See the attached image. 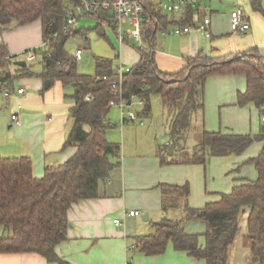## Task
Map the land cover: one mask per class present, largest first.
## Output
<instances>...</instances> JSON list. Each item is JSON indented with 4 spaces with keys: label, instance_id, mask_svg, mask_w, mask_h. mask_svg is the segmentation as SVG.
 <instances>
[{
    "label": "trees",
    "instance_id": "1",
    "mask_svg": "<svg viewBox=\"0 0 264 264\" xmlns=\"http://www.w3.org/2000/svg\"><path fill=\"white\" fill-rule=\"evenodd\" d=\"M77 0H0V29L41 19L44 48L34 49L43 69L35 73L29 66L19 67L23 75H38L43 79V91L61 81L74 89L75 104L71 108L73 125L64 148H77L66 162L49 166L42 177L33 173L29 156L0 155V225L8 234L0 238L1 252H37L50 262H61L57 245L68 238V212L73 204L99 196L100 181L110 177L121 162V145L107 138V130L114 127L108 118L110 101L115 97L111 86L117 79V68L109 58H96L94 74L79 73L77 59L67 50V42L75 35H86L89 30L74 29L66 24L70 5ZM254 10L264 16V0H250ZM197 9H189L178 24H189ZM95 30L105 36L104 25L116 33V22L110 10L100 11ZM173 21V20H172ZM171 21V22H172ZM174 22V21H173ZM169 24L168 14L150 7L144 21V40L155 45L159 25ZM117 35V33H116ZM140 60L123 75L122 97L143 100L138 115L151 111L153 95L164 99L168 113L171 151L184 149L182 140L192 129L194 115L204 108L203 87L213 74H244L247 88L238 95V104L253 102L260 109L262 125L258 134L222 133L204 130L200 142L187 162L206 163L209 156L243 153L253 142L263 146L252 161L257 170L255 179H245L230 192L209 201L201 208L190 206L189 185H164V211L181 206L179 218L162 217L155 223V231L134 236L136 247L146 255L162 254L170 242L175 249L203 258L207 264H228L230 249L240 232V216L247 215V232L251 251L258 264H264V56L256 48L240 56L212 59L203 54L189 58L177 73L159 70L154 51L139 49ZM16 57L10 56L0 43V80L6 83L15 74L6 69ZM107 76L108 79H103ZM3 88L2 84L0 89ZM89 97V99L87 98ZM189 158V159H188ZM183 200V201H182ZM200 220L206 224L204 233H189L186 222ZM201 236L205 244L200 245Z\"/></svg>",
    "mask_w": 264,
    "mask_h": 264
},
{
    "label": "crops",
    "instance_id": "2",
    "mask_svg": "<svg viewBox=\"0 0 264 264\" xmlns=\"http://www.w3.org/2000/svg\"><path fill=\"white\" fill-rule=\"evenodd\" d=\"M199 2L200 7L193 21L209 15L212 19L211 37H206L198 29L189 33H173V28L182 25L178 22L186 12H165L168 14L169 24L164 26L160 23L158 31H161L162 36L172 33L177 37L174 43L168 40L159 43L157 38L155 39L154 56L159 70L177 73L183 69L189 58L199 54L217 59L229 55L240 56L256 48L264 56V16L252 8L250 0ZM237 7L245 10V18L250 23V29L245 32L236 33L231 30V12ZM247 7L249 11L246 10ZM105 26L108 25H104V30ZM88 32L82 35L84 39H87ZM75 36L67 42L69 52V45L75 40ZM0 43L5 45L10 56L16 57L6 67L11 74H15L14 78L6 83L0 80V86H3L0 91H3L6 98L7 108L5 113L0 114V128L3 124L9 127V130L2 129L0 133V155L31 157L34 175L42 177L47 167L63 164L77 150L75 146L64 148L73 125L71 108L75 104L72 96L74 89L57 81L50 89L43 91V79L38 75H23L15 63L16 60H25L28 51L45 47L41 19L6 31L0 29ZM81 46L78 44L77 48ZM119 46V57H126L131 66L140 60L139 48L132 47L129 40L122 45L119 43ZM82 47L87 50L85 46ZM25 58L27 59V56ZM29 67L35 73H40L43 69V66L39 70ZM19 87L25 88L24 94L15 92ZM246 88L247 79L244 74L224 73L208 76L203 87L204 108L194 115L192 129L182 140L187 157L191 156L200 142L192 148L187 146L189 136L195 129L200 131L201 135L204 130L254 135L260 132L263 119L260 109L253 102L238 104V95ZM7 89L13 91L10 96L5 95ZM13 113L19 114V123L12 122ZM122 125L121 121V142L112 134L111 130L115 127L108 129L106 133L109 140L121 145L119 166L113 169L109 178L100 181L98 197L75 203L68 212V238L56 247L62 261L50 262L37 252L0 251V264H207L203 258L175 249L172 242L164 253L146 255L136 247L134 236L153 233L155 223L164 216L179 218L184 214L181 206L164 211V185L188 184L190 206L201 208L209 201L218 200L221 193L230 192L233 186L242 180L255 179L257 170L250 160L258 155L263 142H253L241 154L212 155L207 158L206 163H193L181 158L182 152L170 151L166 147L167 144H158L156 137L148 133L149 131L135 135L124 130L126 123L123 127ZM114 126L117 124L114 123ZM213 157L228 160L225 161L227 166L222 173L229 171V179L221 185L211 186L212 182L209 181L205 166ZM246 162H250L254 168L242 170V165ZM130 210H138L140 214L128 215ZM116 219H121L120 225L115 223ZM143 222L149 223L145 225ZM199 223L204 224L205 229L204 225L199 227ZM185 226L189 233H204L206 230V224L200 220H190ZM239 233L231 246L228 264H258L251 251L248 232L244 229ZM7 234L8 230L0 225V238ZM204 244L205 237L201 236L200 245Z\"/></svg>",
    "mask_w": 264,
    "mask_h": 264
},
{
    "label": "rangeland",
    "instance_id": "3",
    "mask_svg": "<svg viewBox=\"0 0 264 264\" xmlns=\"http://www.w3.org/2000/svg\"><path fill=\"white\" fill-rule=\"evenodd\" d=\"M246 10L249 11V8L247 7ZM77 13L80 14L78 10H77ZM97 23H98L97 19H95L94 17L84 16L78 21L77 25L74 27V29L89 30L87 39H84L83 36L79 34L78 36H75V40H73L72 43L69 45L71 54L75 52L78 44L85 46L87 48V50L85 49L83 58L77 61V68H78L79 73L94 74L95 67H96V58L98 57H105V58L111 59L114 67H120L122 64L124 65V67H131V65L126 60V57H123L122 55L121 57H119V52L121 49L119 46L117 35L114 32V30L109 26H105L106 35L102 36L95 30ZM123 28L126 30L128 26L123 25ZM176 37L177 36L173 35L172 33L166 36H162L161 31H158L156 34V38L159 43H161L162 40H168L174 43ZM129 42L132 47H135L136 49L139 48L137 42H135L134 39H129ZM25 57L24 59L27 61ZM27 63L29 66L34 67L35 69H38V70L42 67L39 58H36V60L31 61V62L27 61ZM70 88L72 89L71 86ZM164 103L165 102L162 96L153 95L152 101H151L150 113L145 116H140L138 115V113L142 110L143 106L139 98L134 97L131 105H128L126 107V110L135 112L137 114L138 120L128 122L129 124L126 123L124 130H128V132H130L131 134L133 133L135 135L137 133H141L142 131L144 132L149 131L148 133H151L156 137V141L158 142V144L165 146L169 140V134H168L167 127H166L167 109L164 106L165 105ZM6 109H7L6 108V98L4 97L3 91H0V114L5 113ZM108 117L111 118L113 123L117 124V126H114L115 128L112 127L114 129L111 131L113 132L112 134L115 136L116 140L121 142L122 136H123L122 130L120 128L121 109L119 107L112 106L108 113ZM140 121H143V124ZM123 126L124 124L122 125V127ZM2 129L9 130V127L8 125L3 124L2 127L0 128V133ZM200 140H201V133L200 131L195 129L192 131L191 135L189 136V139L187 141V146L189 148H192ZM181 148L179 149V151L182 152V154H187V152ZM230 155H236V154L233 153ZM225 161H228V160H226V158L221 159L219 157H213L212 159H210L209 162H207L205 167L207 168V171L209 174V181L210 183L212 182L211 186L221 185L224 182L228 181L229 174L227 172L229 171H226V172L224 171V173H222L224 170V167L227 166L225 165ZM250 167L254 168V166L250 162L249 163L246 162L242 165V170L245 171ZM231 174L232 173H230V175ZM143 223L145 224L149 222H143ZM197 225L201 227L204 224L199 223ZM147 227H149V225H147ZM240 227L242 228V231H244V229H246L247 231V228H246L247 227V215L246 214H242L240 216ZM204 229H205V225H204ZM242 231L239 234H241Z\"/></svg>",
    "mask_w": 264,
    "mask_h": 264
},
{
    "label": "built area",
    "instance_id": "4",
    "mask_svg": "<svg viewBox=\"0 0 264 264\" xmlns=\"http://www.w3.org/2000/svg\"><path fill=\"white\" fill-rule=\"evenodd\" d=\"M200 0H77L76 3L68 10L66 24L73 28L77 25L78 21L84 16L96 17L102 10H110L116 22V33L119 43L122 45L129 39H134L137 42L139 49L155 51L154 46L148 45L144 40V21L150 7L157 11L168 13H181L187 12L189 9H198L200 7ZM77 10L80 14L77 13ZM246 13L242 7H237L231 12V30L232 32H245L250 29V23L245 18ZM127 24L128 28L125 30L123 25ZM193 29L200 30L206 37L212 35V19L209 15L198 18L189 24L178 25L173 28V33L182 34L189 33ZM166 33V32H165ZM85 53L84 47H78L74 53L77 60H81ZM36 53L34 50L28 51L27 61L34 60ZM130 67H124L122 64L117 68L118 77L112 80L111 86L113 89L114 98L110 101L111 107H119L121 109L122 124L138 120L137 114L133 111H127L126 107L131 105V101H127L122 96L121 83L123 75L129 71ZM103 79L107 80L108 77L104 76ZM24 87H19L15 90L18 94L25 93ZM13 91L7 89L6 96H10ZM89 99V97H87ZM141 100V99H140ZM141 104L143 100H141ZM13 123H19V114L13 113L11 115ZM143 124V121H140ZM128 215H139L140 211L130 210ZM117 225L121 224V219H116Z\"/></svg>",
    "mask_w": 264,
    "mask_h": 264
},
{
    "label": "water",
    "instance_id": "5",
    "mask_svg": "<svg viewBox=\"0 0 264 264\" xmlns=\"http://www.w3.org/2000/svg\"><path fill=\"white\" fill-rule=\"evenodd\" d=\"M15 63L18 65V66H20V67H25V66H27V62H26V60H16L15 61ZM146 218V217H145Z\"/></svg>",
    "mask_w": 264,
    "mask_h": 264
}]
</instances>
